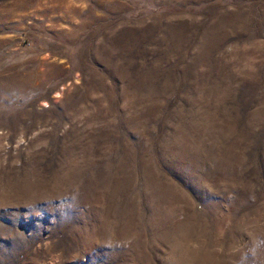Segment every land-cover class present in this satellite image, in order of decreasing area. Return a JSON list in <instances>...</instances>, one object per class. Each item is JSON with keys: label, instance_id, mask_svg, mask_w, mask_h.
Wrapping results in <instances>:
<instances>
[{"label": "rangeland", "instance_id": "obj_1", "mask_svg": "<svg viewBox=\"0 0 264 264\" xmlns=\"http://www.w3.org/2000/svg\"><path fill=\"white\" fill-rule=\"evenodd\" d=\"M0 264H264V0H0Z\"/></svg>", "mask_w": 264, "mask_h": 264}]
</instances>
